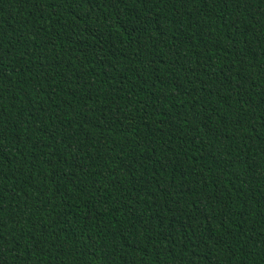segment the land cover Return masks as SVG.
I'll use <instances>...</instances> for the list:
<instances>
[{"label": "trees", "instance_id": "16d2710c", "mask_svg": "<svg viewBox=\"0 0 264 264\" xmlns=\"http://www.w3.org/2000/svg\"><path fill=\"white\" fill-rule=\"evenodd\" d=\"M0 264H264V0H0Z\"/></svg>", "mask_w": 264, "mask_h": 264}]
</instances>
